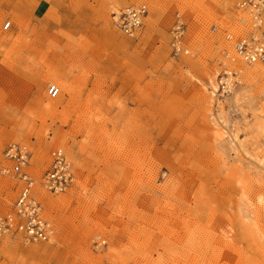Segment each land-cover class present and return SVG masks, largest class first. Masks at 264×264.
Returning a JSON list of instances; mask_svg holds the SVG:
<instances>
[{
  "label": "rangeland",
  "instance_id": "obj_1",
  "mask_svg": "<svg viewBox=\"0 0 264 264\" xmlns=\"http://www.w3.org/2000/svg\"><path fill=\"white\" fill-rule=\"evenodd\" d=\"M135 2L0 0V157L26 145L38 179L61 149L75 175L38 189L51 241L0 238V264H264V64L225 58L238 0H146L128 39L111 17ZM19 189L0 178V215Z\"/></svg>",
  "mask_w": 264,
  "mask_h": 264
},
{
  "label": "built area",
  "instance_id": "obj_2",
  "mask_svg": "<svg viewBox=\"0 0 264 264\" xmlns=\"http://www.w3.org/2000/svg\"><path fill=\"white\" fill-rule=\"evenodd\" d=\"M241 17L239 25L245 27L246 34L233 36L226 34L230 45L225 58L232 64L253 66L264 64V0H238L236 4ZM148 16L146 0H138L112 14L114 28L128 39H135L143 28ZM9 22L3 25V31L10 29ZM184 30L176 24L171 30L170 48L174 56L187 54L181 40ZM240 72L225 67L218 80L221 93H229L240 83ZM50 99L59 95V90L50 86L47 90ZM31 152L24 144L10 143L0 157V178L16 179L20 185L12 210L0 215V238L19 237L27 243H49L54 236L52 224L44 217V207L38 198V189L50 195L64 194L75 183L72 163L61 149L49 153L47 170L38 179L28 172Z\"/></svg>",
  "mask_w": 264,
  "mask_h": 264
},
{
  "label": "bare ground",
  "instance_id": "obj_3",
  "mask_svg": "<svg viewBox=\"0 0 264 264\" xmlns=\"http://www.w3.org/2000/svg\"><path fill=\"white\" fill-rule=\"evenodd\" d=\"M55 87V86H54ZM56 88V87H55Z\"/></svg>",
  "mask_w": 264,
  "mask_h": 264
},
{
  "label": "crops",
  "instance_id": "obj_4",
  "mask_svg": "<svg viewBox=\"0 0 264 264\" xmlns=\"http://www.w3.org/2000/svg\"><path fill=\"white\" fill-rule=\"evenodd\" d=\"M10 23V22H9ZM11 28V27H10Z\"/></svg>",
  "mask_w": 264,
  "mask_h": 264
}]
</instances>
